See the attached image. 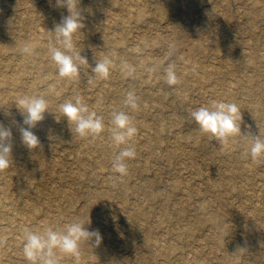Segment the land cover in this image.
<instances>
[{"label":"rangeland","instance_id":"1","mask_svg":"<svg viewBox=\"0 0 264 264\" xmlns=\"http://www.w3.org/2000/svg\"><path fill=\"white\" fill-rule=\"evenodd\" d=\"M35 1L38 3L45 1L50 3L54 0ZM127 1L128 0H114L109 2L111 10L104 12L105 0H79L77 8L82 17V23L85 25L89 19H92L90 21L91 28L89 29L90 32L87 34L83 31L84 27L81 28L73 34V39L77 50L80 49L79 44L85 42L86 39L90 42V45L80 51L81 56L87 60L88 67L84 71H81L79 77L70 79L68 86L64 87V90L58 93V95H62L64 93H74V101L76 97H80L82 101L88 105L90 110L95 111L98 116L103 118L105 127L104 131L101 132L102 138L99 136H90L82 139L76 134L75 125L70 124L66 125L67 133L65 138L77 136L76 138H78L81 143L84 142L83 147L78 145L70 147L71 144L68 140H64V143L56 145V148L54 147V142H51L49 146L46 144L44 145V149H39L35 154L39 159L36 165H38L39 170L42 172L40 178H42L44 182L45 191H48L51 185H56L57 190L51 194L52 197L59 199V203L64 210L69 209L56 219L50 218L46 222V227L51 226L54 229H59L60 226L68 223L66 220L70 218V216L71 222L76 212L75 207L81 205L80 202H83V199L80 198L74 204H68V202L64 201L65 199H61L64 189L72 190L76 186H83L85 189L93 188L95 191H98V193L107 192V190H109L108 194H110L109 196L106 195L97 197L95 202L90 204V210L88 213L98 222L95 225L96 229H98L99 232L103 230L110 233L112 239L116 242L109 243L102 239L98 246L94 245V241L90 242V244L82 242L80 246V255L78 257L64 255L60 264H93V262L94 264H100V262H102L101 259L104 257H98L99 251L104 247L112 246H115L116 248V255L109 260H106L107 258L105 257L107 264H140L138 261L140 258H144L143 264H186L182 261L183 257H191L190 261L194 264V258L196 257L194 254L196 252L193 253L192 250L197 243V248H199L197 254H200L199 260L206 262V264H247L248 258H252L253 253L256 252V247L251 241L254 239L260 240L264 238V224H261L257 231H255L250 237L246 238L242 223L249 219V215H246L245 212L233 214V210L235 208L242 207L244 211H250L253 206L260 205V203L264 204V199L261 200L262 198L260 199V197H258L262 181L264 182V162L259 163L257 166L255 162L254 170L257 173L254 174H252L250 170L243 171L241 169V162L250 163L253 161L250 157L245 158L242 155L238 157L240 160L239 163H236L234 161V157L232 156H227L226 159L221 161L220 165L218 162L210 164L204 163L205 158L214 155L210 148L196 149L197 146L195 147V143L186 137L189 135L186 134L188 131H192L198 127L196 123H190L187 125L184 123L179 124L178 122L172 127L169 126L165 128L162 133V142L158 145L159 150L155 153H147L143 151V147L140 144L142 140H140V138H136V141L139 143L135 148L137 155L134 159L127 162L128 174L124 177H120L119 174L115 172L112 175L107 176L103 172H105L107 168L112 167L115 155L122 148L128 147V145H121L119 148L114 145L112 148L103 150V152L102 149L94 147L96 146V143L101 142L100 144H103V140H108L110 143L114 144L110 135L111 128L108 130L105 129V124L112 120L113 112L124 111L130 114V107L114 102V93H120L121 98L127 96L129 92L134 93L136 96H143L149 93H152V95L155 96L157 91H159L161 86H163V83L161 82V75L165 74L164 70L167 67V64L174 63L176 65V71L178 68L186 65L188 58L183 54V49L185 48L182 45L174 44V39L172 38L173 35L166 31V26L169 24L167 23L168 20L170 21L172 18L180 19L187 31L188 28L193 27L195 23H199L201 21V19H198L199 14L204 8L210 6V8H214L212 9L214 13L210 15L209 18L204 20V22L211 33L221 32L224 40H232L231 37H234L235 35H237V38L245 39L246 33L243 32L244 28L240 27V25L243 24L238 25V22L236 21L238 19H246V17L242 16L240 12L247 5H243L241 0H233L232 6L228 8L222 5V0H197L198 2L196 3V8L193 9L194 12L190 16V23L187 22L188 17L182 15V13H180L177 9L175 10V8H173L170 14H168L169 19L168 17H165L162 21L160 19L158 21L150 19V13H147L142 19L136 20L133 15H129L125 12L126 14L124 15H126V18L129 20L127 25L124 26L111 23L108 17V14H110L109 12L114 13L113 11H115V13H120V5ZM144 1H146V5H148V7H151L154 2H157V0H143V2ZM246 1L252 2L253 0ZM159 2L160 1L157 3L159 4ZM262 2L263 0H258L256 3L258 5H262ZM57 7L64 10V12L60 15L59 20H56L57 18L55 17V14H53L54 12L38 13L35 16L33 21L34 33L42 38H45V35H42V24H54L55 22L60 23L62 17L68 15L66 6L57 5ZM90 7L98 10L97 16L91 17L86 12V9ZM19 8L21 7L19 6ZM256 9L260 8L257 7ZM255 12L259 13L260 10H255ZM9 14L10 11L8 10L2 11L3 17L8 16L10 18H14L15 15L10 16ZM100 21L110 23L111 26L100 27L98 25ZM152 21L155 22V24H151ZM245 23H252L255 28L254 30H256L258 34L264 33V22H262L260 18H258L257 21L248 19ZM16 24V22H13L12 26L14 27ZM12 32L19 33L20 31L15 29L12 30ZM142 33H144L145 38L148 39L147 45H142L140 40L138 41V37ZM155 33L162 35L163 41L157 43L151 42V36ZM11 34L12 33L9 35ZM45 34L53 38L55 43V33L52 35L47 33ZM100 34H102V37L119 38L122 42L113 45H111L110 42L106 44L94 42ZM182 35L183 34H179L177 38H182ZM248 40L250 39L248 38ZM130 45H132V48H134V52H136L138 57L149 55L152 59H155L160 65L158 70L150 73L145 66H135L134 61L131 60L132 58L125 54L126 50L129 49L128 46ZM206 46L207 53L203 56H199L198 58L200 59L201 64H210V66L219 64L218 61L220 59V54L216 50L224 47L221 45L215 47L211 44H206ZM100 50H103V54H111L112 52L122 54L125 59L124 62L135 67L134 73L137 75V81L135 82L136 88H128L127 84L129 80L118 75H108L107 78L94 76L92 68L95 67L97 62L102 60L100 57L95 56L96 52ZM37 51L39 53L41 51L40 48ZM170 51L172 53L171 56H169ZM258 51L263 54L264 45H260L258 47ZM215 53L216 57L214 55ZM1 55L2 54H0V56ZM4 55L5 57L9 56L7 53ZM48 55L49 54H45L44 52L39 53V60L46 61ZM12 59L13 62L16 63L18 57H13ZM75 62L79 63V60H76ZM54 66L56 67L55 64ZM112 67L110 70H112ZM231 69L234 70V66H232ZM4 70L9 73L13 70V67L4 68ZM32 70H34L32 71L34 74L32 76H30V74L27 75L23 79L24 81L30 80L35 74L40 76L46 74L45 70ZM249 70H251V68H242L241 72L242 74H247ZM259 71V77L264 80V65H261L260 63ZM235 73H238V71ZM250 73H253V71ZM93 78H96L97 81L92 82ZM149 78L150 82L146 81ZM226 78V83L229 84L230 88H235L236 85L232 74L227 75ZM215 80L216 78L211 74L207 77V81L203 83H199L193 76L188 77L187 81L189 82V86L183 93L185 106L188 107V109L194 110L196 108L198 109L199 107L209 105L212 101H226V98L219 96L222 86ZM102 84L106 85L110 90L103 95L101 100L97 101L96 97L99 94L100 85ZM38 85V88L44 86L42 82ZM165 88L168 90V93L161 98L164 104L159 112L163 115L161 117L163 119L171 117L175 118L170 108L172 101L175 99L172 92L180 90L181 85H167ZM38 91L39 90H37V92ZM22 93L32 95L27 91H23ZM236 99L245 101L249 98L241 96L240 93L236 92ZM117 104H119V106ZM105 107H110L112 110L105 113ZM48 112L52 114L56 111H54V109H50ZM0 121H3L8 125L12 124L13 127H16L15 130L24 126V124L19 126L23 123V116L19 110H16L14 104L2 103L0 105ZM42 121H44V119ZM244 122L246 121L242 118L241 134H245L247 132L243 131ZM260 122L264 125V120ZM39 124L50 126L49 123L45 122H41ZM56 124L58 125L57 129L60 130L61 125H64L65 121L56 118ZM51 127L53 128L54 126L52 125ZM247 133L248 135H257L256 131H248ZM204 135L207 134L204 133ZM204 135H202V137ZM240 137L241 136H236L235 138L240 139ZM262 138H264V136ZM18 139L19 142L16 144H19L21 149H26L27 146L25 147L22 143L21 135L18 136ZM208 139L206 141H208ZM131 141H133L132 138L130 142ZM66 144L67 147H62ZM211 145L215 147L216 143L211 142ZM78 147L82 150L80 153L78 152ZM164 148L176 150V155L167 160L163 154L165 151ZM180 149H182L189 157H192H190L191 162L189 159L184 158L181 154H179L178 151H180ZM240 151H242V149L239 147H234L232 149L233 154ZM80 155L84 158L83 160L78 158ZM100 158H104L105 165L101 164V161L99 160ZM11 160L10 167L0 171V180L6 179L10 183L8 195L3 199V203L1 201L0 204V238L6 239L5 244L0 246V264H29L23 255V230L25 228H29L35 231H41L36 222L39 218H41V216H43V211L41 212V210L44 209V211H46L47 204L43 201L45 197H42L36 204V207H39V211L37 212V216L39 217H37V219H28L25 216L26 211L28 209L31 210L34 205L33 202H31V199H27L29 196L28 192H24L21 198L19 197L21 194L18 193V201L14 198L16 187L12 185V183H15V181L16 184L22 182L24 181V177L19 174L17 175V173L13 170V164L11 162H15V159L11 157ZM80 161L81 165L87 167L84 175L80 174L82 172V169L80 168ZM45 162H51L53 164V168L46 170L44 168ZM198 165H201L202 169L210 171V175L212 177L211 179H218V175H221L227 182V189H222L221 187H211L203 190L205 181L203 174L196 172ZM136 167L141 168L140 173L134 170ZM120 180H127L126 184L128 186H133L139 183V185H142V188L138 191V193L133 190H128L127 192L122 193ZM145 181L151 182V185L143 183ZM177 182L180 184V187L175 188V183ZM181 186H183V189H181ZM185 188H193L198 192L196 191L197 193L194 194V202L187 211L185 218L178 221L174 216L173 208L175 207L174 205L180 201V197ZM199 189H202L203 191L200 192ZM152 192L156 194L166 193L168 196H163L162 198L154 200L152 199ZM32 194L33 193H31V195ZM219 195L224 197L228 204L227 211L223 212L225 213L224 215L221 213L218 220L226 226V230L218 231V236L221 240L222 246L220 249L213 251L211 250V247L212 241L214 240L215 230L212 227H209L210 214L213 215L222 203L216 198L214 199V197ZM204 196L205 199L202 200L201 198ZM105 199L110 204H106L102 207ZM29 201L31 202V205L28 203ZM198 203H202L201 208L199 209H197ZM136 206L137 208H142L144 211L150 212L145 224H142L135 219H131L130 217H126L133 207ZM161 213H167L169 216L165 217V220L172 219L169 225H156L155 221ZM201 213H204V218L200 223L202 224V229H196L193 227L194 222L192 223V220L190 221V219H194L196 215H201ZM52 214L57 216L56 209L54 210L53 207H51L50 210V215ZM100 216L110 217V223L107 224L101 221L99 219ZM43 224L44 221H42V226ZM145 226L146 229L148 227L151 228V238L155 240L156 245L162 249L163 253L158 251L155 252L153 249H147L142 246L146 232ZM168 226L173 230H177L179 226L181 228L185 227V229H192L194 235L192 237H187L186 234H169L167 233ZM134 230H136V232L131 235V232ZM130 254H132L133 257L128 259L127 256ZM95 256H97L98 259H95ZM260 263L261 262L257 264Z\"/></svg>","mask_w":264,"mask_h":264},{"label":"bare ground","instance_id":"2","mask_svg":"<svg viewBox=\"0 0 264 264\" xmlns=\"http://www.w3.org/2000/svg\"><path fill=\"white\" fill-rule=\"evenodd\" d=\"M114 0H105L104 2V12H107L111 10L109 2H112ZM158 1L159 4L157 3ZM222 5L224 7H231L233 0H222ZM157 2H154V4L151 7H148L146 5V1L143 2V0H128L127 2H124L120 5V13H114L109 12L108 14L109 20L113 24H119V25H127L129 23L128 18H126V15L129 14L133 15L136 20L142 19L147 13H150V19L153 20H163L165 17L169 19L168 14H170L171 10L175 8V10H179L182 15L185 17H188L187 22L190 23V16L194 12L193 9L196 8V3L198 2L196 0H157ZM256 2L258 0H253L252 2H247L246 0H241V3L243 5H247L241 10V15L245 16V20H237V24H243L240 25L241 28H244L243 32H245V39L237 38V35L234 37H231V39L224 40L223 35L221 32L218 33H211L209 28L205 25L204 20L210 17L214 13L210 6L204 8L202 12L199 14V18L201 21L199 23H195L193 27H190L187 29L183 25L180 19H170L168 20L166 31L170 34H172V38L174 39V44L176 45H182L185 49H183V54L187 56V63L185 66L180 67L177 69L176 73L181 81V89L178 91L172 92L173 97L175 98L174 101H172L170 108L171 112L175 116V118H168L163 119L161 118L163 115L160 114V110L164 102L161 100L163 96H165L168 93V90L165 88L167 87V84L165 83V74L161 75V82L163 83V86H161V89L157 91L156 95L153 96L152 93L143 95V96H136L138 98L137 103L139 107L135 110L131 109L130 115L133 117V123L134 126L137 129V133L134 137H132L133 141L129 143L128 146H132L136 148V146L139 144L136 141V138H140L142 142L140 143L143 147V151L147 153H155L157 150H159L158 145L162 142V133L163 130L167 127H172L176 123H184V124H190L195 123L192 117L190 116V113L194 110L188 109V107L185 106V103L183 101V93L188 88L189 82L187 81L188 77H195L199 83H203L207 81V77L213 75L216 78V82L220 83L222 88L219 92V96L226 98L227 102H234L236 103L240 110H241V116L244 119V127L243 131H256L257 135L261 138L264 136V125L260 122L264 120V80H262L258 75L259 71V63L261 65H264V53L258 51V47L260 45H264V33L258 34L256 30H254V26L252 23H245L248 19H252V21H257L258 18L262 22H264V0L262 2V5H258ZM258 5V6H256ZM19 6L21 8H19ZM259 7L260 9H256ZM66 9V8H65ZM8 10L10 11V16L15 15L14 18L10 17H3L2 11ZM255 10H260L259 13L255 12ZM47 12H54L56 20L60 19V15L64 10L59 9L57 7L56 0L48 2H42L38 3L35 0H0V105L2 103L7 104H14L13 101L19 96L26 95L22 93L23 91L30 92L32 95H41L44 96L48 103L49 108L48 111L51 109L56 111L55 113H49L48 111H45L44 115V121L37 122L36 127L32 129V131L38 136L40 141V146L34 149H29L28 147L26 149H21L19 144H16L19 142L18 136L21 135L19 129L15 130L16 127H13L12 124H7L3 121H0V123H3L5 127L9 128L11 130V138L10 143L12 144V151H11V157L15 159V162H11L13 164V170L17 173V175H21L24 177V181L19 182L16 184L12 183L16 187L14 198H16V201H18V193L21 194L19 197L21 198L24 192H28L29 196L27 199H31L33 202L34 207L30 210L28 209L26 211V217L28 219L35 218L37 219V212L39 211V207H36L37 201H39L42 197H45L43 201L46 202L47 207L46 211L44 209L41 210L42 215L41 218L38 219L36 222L40 230L43 229V227H46V222L50 219H56L59 216L63 215L64 212H66L69 209L64 210L63 207L59 203L58 198H53L52 193H54L57 190L56 185H51L48 189V191H45L44 188V182L40 176L42 175V172L39 170L38 163L39 159L36 157V153L39 149L43 148L44 145H50L51 142H54V147L56 148V145L64 143V140H68V142L71 144L70 147L74 145H78L80 147L84 146V142L81 143L77 136L66 137V125H70L73 123H69L67 118L63 116L60 108L61 105H63L65 102L72 101L75 102L73 97L75 96L74 93H64L62 95H58V93L62 90H64V87H67L70 83V79L67 77H61L58 73V70L54 66V61L51 58V55L49 53V43L54 44V39L47 36L45 33L52 35L54 32H52L57 24L59 22H55L54 24H42L43 32L42 35H45V38H42L38 36L36 33H34V19L35 16L38 13H47ZM86 12L91 16H97L98 10L95 8H88L86 9ZM126 12V13H125ZM63 15V14H62ZM197 18V17H196ZM92 19H89L86 24L84 25V33H89V29L91 28V21ZM16 22L17 24L13 27L12 23ZM151 24H155V22L152 21ZM100 27H107L111 26L110 23H105L100 21L98 23ZM99 27V28H100ZM17 29L20 31L19 33L12 32V30ZM12 33L11 35H9ZM145 33V32H144ZM142 33L138 37V41L140 40V43L142 45L148 44V39L145 38V34ZM179 34H183L178 39L177 36ZM49 37V38H48ZM248 38L250 40H248ZM74 40V39H73ZM185 40V41H183ZM248 40V41H247ZM137 41V45H138ZM163 41V36L159 33H155L153 36H151V42L157 43ZM243 41V43H242ZM31 43L33 44L34 51L31 54H22L19 49L23 43ZM96 43H102L106 44L108 42L113 44L121 43L122 41L119 38H107L102 37V34L98 35L95 39ZM245 42V43H244ZM206 44L207 45H213V46H223L224 48H219L216 51L220 54L219 64H215L210 66L201 64V61L199 56H203L207 53L206 51ZM90 45V42L88 39H86L85 42L79 44L80 49H85L86 46ZM45 54H49L46 61H40L39 60V53H42L41 51L38 53V49ZM128 50H126L125 54L130 56L134 61L135 66L139 67H146L149 68H156L158 70L159 64L155 59H152L151 56L145 55L144 57H138L136 55V52H134V48H132V45L128 46ZM103 50H100L96 52L97 57H100L103 59L104 56L110 55L109 54H103ZM216 52V53H217ZM9 54V56H6L4 54ZM105 53V52H104ZM216 53L214 54L216 57ZM124 54V53H123ZM218 54V56H219ZM18 55V56H17ZM213 56V55H212ZM13 57H18V60L16 63L13 62ZM113 58V67L112 70H110L109 75H118L121 76L127 80H129L127 87L130 89L136 88L135 82L137 81V75L135 73L132 74V76H129L123 68L124 64H127L124 62V57L122 54H116ZM127 59V58H126ZM232 66H234V70H232ZM13 67V70L11 72H6L4 68ZM195 68L196 71H192V69ZM242 68H251L247 72V74H242L241 70ZM32 69H36L38 71L45 70L46 74L43 76L35 74L30 80L24 81L23 79L30 74L32 76L34 73ZM156 70V71H157ZM156 71H149L150 73L156 72ZM238 71V73H235ZM253 73H250L252 72ZM232 74L234 82L236 87L230 88L229 84L226 83V76ZM97 81L96 78H93L92 82ZM150 82V78L146 80ZM42 82L44 84L43 87L38 88V84ZM21 83V84H19ZM106 84V83H105ZM19 85V86H18ZM142 89V88H141ZM37 90H39L37 92ZM110 89L106 85H100V91L99 94L96 97V100L99 101L101 98H103V95L106 94L107 91ZM36 91V94H35ZM236 92L240 93L241 96H246L249 99L248 100H237L236 99ZM126 96L124 98H121L120 93H114L113 99L115 103H120L121 105L124 104ZM119 106V104H117ZM16 107V105H15ZM16 110H19L16 107ZM112 109L110 107H105L104 112H110ZM56 118L62 119L65 121L64 125H61L60 130L57 129L56 124ZM5 121V120H4ZM45 122L49 123L50 126L46 125H40L39 123ZM23 123H21L19 126H22ZM54 126L53 128L51 126ZM106 125V130L112 127V120H110ZM23 127H27L24 125ZM180 127V126H178ZM192 130V129H191ZM242 134V135H248V133ZM250 133V132H249ZM54 134V135H53ZM186 134H189L186 136L189 140L193 141L195 143L196 149H209L214 154L213 156L207 157L204 159V163L210 164L214 162H218L220 165L221 161L223 159H226L228 156L234 157V161L236 163H239V156L242 155V153L247 149L248 146V140L244 138V136H241L240 139L233 138L228 146H225L221 142H218L216 140H211L209 138V134L204 135V133L200 130L199 126L193 129L192 131H188ZM202 135H204L202 137ZM100 138H102V134L99 135ZM164 137V136H163ZM209 138V139H208ZM208 139V141H206ZM211 142H215L216 145L213 147L211 145ZM101 143V142H100ZM96 143V146L103 150L112 148L114 144L110 143L108 140H103V144ZM26 147V146H25ZM67 147V144L62 146ZM78 147V152L80 153L82 150ZM213 147V148H212ZM234 147H239L242 149V151L237 152L236 154L232 153V149ZM97 148V149H98ZM164 157L168 160L172 158L174 155H176V150H170L164 148ZM170 150V151H169ZM26 152V153H24ZM101 152V153H102ZM179 154H181L184 158L189 159L191 162V158L182 150L178 151ZM102 155V154H101ZM243 156V155H242ZM79 159L83 160L84 158L80 155L78 157ZM101 161V164L105 165L104 158L99 159ZM242 166L241 169L243 171L250 170L252 174L257 173L254 169L255 162L251 161L250 163L241 162ZM81 165V161H80ZM101 165V166H103ZM258 163H256V166ZM53 164L51 162L47 163L45 162L44 168L46 170H50ZM80 168L82 169L81 175H84L86 173L87 167L84 165H81ZM102 168V167H101ZM135 171L140 173L141 168L136 167L134 168ZM232 170V169H231ZM230 170V171H231ZM197 173H201L204 176V187L203 190H206L211 187H221L222 189H227V182L226 180L221 176L218 175V179H211L210 171L207 169H202L201 165H198V168L196 169ZM105 175L109 176L114 173L113 167L107 168L105 172H103ZM248 173V172H243ZM78 176V174H77ZM211 179V180H210ZM263 179V178H261ZM190 182V181H189ZM127 180H120L121 185V191L122 193L127 192L128 190H133L134 192L138 193V191L142 188V185L135 184L133 186H128ZM147 183L148 185H151V182H143ZM142 183V184H143ZM17 185V186H16ZM127 185V186H126ZM10 186V183L6 179L0 180V204L1 201L3 203V199L7 197L8 195V188ZM34 187V188H32ZM180 187V184L177 182L175 183V188ZM183 186H181V189ZM33 189V190H32ZM202 189H199V191H203ZM197 190L193 188H185L184 192H182V195L180 197V201H178L174 206V216L176 219L182 220L185 218V215L187 214V211L190 209L191 204L194 202V194H196ZM109 190L107 192H99L95 191V189H85L83 186H76L72 190H63L62 198L65 199L64 201L68 202V204H74L78 199L82 198L83 202H80L81 205L76 206V212L74 214V217L72 218V221L70 222V218L66 220L65 225L60 226L59 229H63L66 225L81 221L85 223V227L89 230H97L96 224L98 223L95 218L91 217L88 213L90 210V204L95 202L97 197L110 195L108 194ZM31 193H33L31 195ZM149 193V192H148ZM264 182L262 181V185L260 186V190L258 192V197H260L261 200L264 199ZM153 195L152 199H159L163 196H168L166 193L162 194H156L154 192L151 193ZM184 196V197H183ZM217 199L221 201L222 203L219 205L218 210L211 215L210 214V226L215 230L214 240L212 241V247L211 250L215 251L220 249L221 240L218 236V231H224L226 230V226L222 223H220L218 220L220 218L221 213L224 211H227V202L221 195L214 197V199ZM202 200L205 199V196L201 198ZM26 201V200H24ZM31 202L28 203L31 205ZM102 202V201H101ZM264 202V201H263ZM27 205L29 206V204ZM208 203V202H207ZM109 205L110 203L105 199L104 203L102 204V207L105 205ZM180 204V205H178ZM202 203L197 204V209L201 208ZM76 205V204H75ZM139 206V205H138ZM51 207L53 209H56V214L50 215ZM233 214L236 213H246V215H249V219L246 220L244 223H242V227L244 230V235L246 238L250 237L255 231L258 230L259 226L261 224H264V204L253 206L250 211H244L242 207L235 208L233 210ZM39 212V213H41ZM71 213V212H69ZM72 214V213H71ZM150 212L144 211L142 208L133 207V209L129 212V214L126 215L127 218L135 219L139 221L142 224H145L147 218L149 217ZM223 213L222 215H224ZM167 213H161L160 216L156 219L155 223L156 225H162L167 224L169 225L172 219L165 220V217H167ZM169 217V216H168ZM198 218V219H196ZM204 218V213H201V215H196L194 219L192 220L193 227L196 229H202V222ZM99 219L105 223H110V217L108 216H100ZM196 219V220H195ZM213 221H212V220ZM195 220V221H194ZM42 221H44V224L42 226ZM55 221V220H53ZM90 221V223H88ZM188 221V222H190ZM58 226V227H59ZM146 229V226H145ZM192 229H185V227L181 228L180 226L177 228V230L170 229L168 226L167 233L169 234H186L187 237H192L194 235V232H192ZM136 232V230L131 232V235H133ZM213 232V231H212ZM102 236V239L109 243H115L110 235V233L105 232L101 230L99 232ZM190 242V241H188ZM252 243H254V246L256 247V252L253 253L252 258H248L247 264H257L261 262L264 264V238L260 240H252ZM142 246L147 249H153L155 252H161L163 253L162 249L156 245L155 240L151 238V228L148 227L145 232V237L142 242ZM198 243L193 247V253L196 256L194 258L195 263L194 264H206V262L199 260L200 254H197V251L199 248H197ZM192 253V255H193ZM116 255V248L115 246L112 247H104L101 249L98 253V257L102 258V262L100 264H107L106 260H109L113 256ZM105 257L107 258L105 260ZM133 257L132 254L128 255L127 258ZM191 257H183L182 261L186 264H192L190 261ZM95 259H98L97 256H95ZM176 259V257H175ZM131 260V259H130ZM144 258H140L138 261L140 264H143ZM260 263V264H261ZM94 264V262H93Z\"/></svg>","mask_w":264,"mask_h":264},{"label":"clouds","instance_id":"3","mask_svg":"<svg viewBox=\"0 0 264 264\" xmlns=\"http://www.w3.org/2000/svg\"><path fill=\"white\" fill-rule=\"evenodd\" d=\"M57 5L67 7L68 15L62 17L52 32L55 33V43H49V53L54 61L61 77L69 79L80 76L81 71L88 67L87 60L81 56V49L77 50L73 34L84 27L80 11L77 8L79 0H56ZM34 45L23 43L19 49L22 54H31ZM171 51L169 56H171ZM116 55L112 52L96 63L92 68L94 76L107 78L113 58ZM79 60V63L75 61ZM85 66V67H82ZM124 71L129 75L135 72V67L129 64L123 65ZM148 71H156V68H149ZM165 83L174 86L181 83L177 73L176 65L168 63L165 68ZM192 71H196L195 68ZM87 73V72H86ZM138 98L134 93L129 92L124 104L135 110L139 107ZM16 107L23 116V124L27 127H20L22 143L29 149L40 146L38 136L32 131L37 122L44 119L45 111H48L49 103L41 95H22L13 100ZM68 122L75 125V132L80 138L97 136L104 131L103 118L95 111L89 109L88 105L80 97L75 102L68 101L60 108ZM190 116L199 126L203 133L210 134V138L228 146L236 136H244L248 140L247 149L242 153L245 158H251L256 163L264 162V138L258 135L241 134V110L234 102L212 101L209 105L199 107L192 111ZM137 133L133 123V117L124 112H113L112 127L110 130L111 139L114 145L119 148L121 145H129L132 137ZM11 130L3 123H0V171L10 167L12 144ZM137 153L132 146L122 148L114 157L112 162L113 171L120 177L128 174V161L134 159ZM12 161V160H11ZM90 223V221L88 222ZM102 240L99 230L89 231L85 223L76 221L66 225L63 229H54L51 226L43 227L41 231L29 228L23 230L22 243L23 255L29 264H60L64 255L78 257L81 251V243L94 241L98 246ZM6 239L0 238V246H3Z\"/></svg>","mask_w":264,"mask_h":264}]
</instances>
